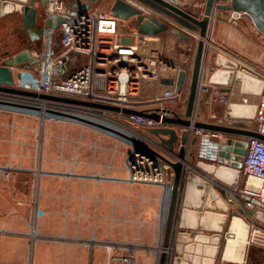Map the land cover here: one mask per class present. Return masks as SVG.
Instances as JSON below:
<instances>
[{
    "label": "crops",
    "instance_id": "1",
    "mask_svg": "<svg viewBox=\"0 0 264 264\" xmlns=\"http://www.w3.org/2000/svg\"><path fill=\"white\" fill-rule=\"evenodd\" d=\"M66 1L67 4L76 2ZM172 1L177 7L188 10L189 3L194 0ZM34 8L37 9V15L45 10L40 1L35 3ZM2 9L3 6L0 7V12ZM154 16L156 18L159 16V20L171 27L177 26L171 18L162 13L156 12ZM228 16L229 14L225 12L216 13L210 23L208 37L204 42L214 54L212 56L208 54V60L212 63L215 55L222 53L235 61L239 67L264 80V66L256 60L255 63L254 60H247L250 59L249 56L248 58L244 56L248 53L251 57H254L253 55L264 57V35L257 30L248 15H244L236 27L228 24ZM36 19L39 23L37 25L43 24L44 19L41 17ZM131 20L125 21V28ZM22 26L20 12L0 15V59H7L30 44L28 37L20 31ZM123 30V32L136 30L134 22L132 29ZM181 31L192 37L194 44L179 42L171 34L167 35V41L162 43L163 33H158L153 35V41L149 42L157 43L155 48L149 49L146 53L141 52L140 42L139 51L143 55L157 51L167 60L185 63L188 77L184 84V93L187 98L186 90L189 86L194 53L185 55L182 51L195 48L197 38L193 34L198 32H189L184 28H181ZM57 39L58 36L55 37L53 44L54 52L60 50ZM36 46L40 51L47 49L44 38ZM179 70L180 68L176 66L165 76L176 82ZM168 87L174 85H162L161 81L153 83L150 87L146 86L145 94L158 93ZM221 87L222 91L228 92L229 103H243L239 83L233 81L230 85ZM258 99L257 96L248 95L247 104H257ZM185 107L186 101L183 109L180 105L170 106L181 116H184ZM226 112L227 105L214 103L207 107L199 102L196 116L198 121L209 122L211 114L225 117ZM2 125L0 167H12L13 173L8 180L0 173V264H107L109 253L112 254L114 251L111 250V246L123 242L136 246L133 251L134 264L154 263L155 254L158 253L156 247L163 241L170 193L163 196L159 186L130 185L126 181L128 172L125 159L130 146H122L107 133L99 131L105 129L47 123L41 142L37 141L39 149L41 148L39 161L36 158L38 129H35L33 119L8 117L3 120ZM255 126L254 122L253 128ZM203 140L205 142H201V145L199 143L191 147L188 157L190 162L194 152L198 158L200 153L206 156L209 153V141L218 139ZM178 147L177 143L176 148ZM36 163L42 173L35 181L38 187L35 196L32 184ZM193 165H187L189 169L180 193L173 225L174 235L171 239L172 252L177 233L180 231L179 222L186 197L187 175L193 171ZM196 174L205 179L206 174L203 172L199 171ZM210 181L212 183L211 179ZM214 185L219 196L225 199L228 195L226 189H222L219 184ZM193 196L198 197L197 193ZM35 199L38 204L36 221L32 207ZM209 233L206 234L211 235L215 232ZM262 249L264 250V247ZM160 254H157L158 258ZM171 254L174 257V254ZM218 258L217 261L221 259ZM263 260L258 259L255 264H263Z\"/></svg>",
    "mask_w": 264,
    "mask_h": 264
},
{
    "label": "built area",
    "instance_id": "2",
    "mask_svg": "<svg viewBox=\"0 0 264 264\" xmlns=\"http://www.w3.org/2000/svg\"><path fill=\"white\" fill-rule=\"evenodd\" d=\"M75 1L74 3L67 4L66 0H46L45 19L50 18L52 22H55L57 15H60L66 17L67 21L61 22L57 29L52 26L45 29L44 39L47 49H42L39 53L35 51L31 52L33 57H40V61L35 67L29 69L12 67L14 73L18 71L20 76L19 78L15 77L14 84L10 87L117 106L120 110L111 111L22 96L4 91H0V103L36 110L42 115L45 113L62 117L71 115L101 124L105 127L109 126L95 121V117L113 122H115L113 116L118 117L120 119L118 125L126 128L128 132L130 131L133 135L132 139L138 141L140 144L134 145L131 142V151L125 162L128 172L126 181L130 185L159 186L163 196H166L168 193H171L174 174L170 164L166 163L159 155L171 161L177 160V156L175 153L169 152L156 139L157 137L155 138L148 133V130L162 127L161 118L163 116H174L172 111L177 113L170 108L171 105H180L183 109L186 95L184 93V86L180 91H177L174 86L165 88L158 93L152 92L150 95H146L145 91L146 86L150 87L153 83H159L163 78H169L165 74L173 71L176 65L172 63V60L162 57L157 51H151L148 55L140 53L139 43L153 41V35L140 34L137 29L119 32L118 24L120 20L113 17L111 13H105L95 8L92 6L93 3L86 10L81 11L72 5L84 3L85 1ZM125 1H132L142 6L145 16L153 15L149 11L156 13L149 6L138 0ZM170 2L174 4L172 0ZM221 2L222 0H215L216 4H220ZM204 5L205 2H202L200 5L194 4L193 7H188V9L198 11V17H202ZM216 10L213 9L209 15L210 23L215 18ZM244 15L247 14L231 10L228 23L236 26ZM57 36L60 50L54 52L53 44ZM208 54L212 56L214 52L205 45V52L198 77L192 122L198 121L196 109L199 102L207 107L212 106L214 103L229 104L228 92L222 91L221 85L210 82V76L215 67L208 60ZM5 60L3 58L0 59V66L5 63ZM36 74L39 76H36ZM43 79L48 80L47 87L40 89ZM34 80L36 82H33ZM27 81L30 82L27 84ZM34 85L37 87H34ZM257 97H259L256 104L257 111L251 129L264 135V87L261 94ZM242 102L248 103V95H243ZM124 108L144 111L146 113H158L160 119L157 121L138 115L126 114L122 112ZM209 119L210 123L218 125H230L232 121L224 116H216L214 114H211ZM254 122L256 126L253 128ZM196 137H202L207 140L218 139L222 142L225 141L226 136L218 132L196 129L191 125L189 128V142L186 144L185 151L187 157H189L190 149L193 146L191 140ZM246 141L248 145L238 185L233 188H228L223 184L219 185L228 192L227 197L224 199L225 205L228 209L236 211L237 216L244 219L250 231L248 245L259 243V245L264 247V222L256 219L254 215L249 213V210H254L255 212L264 214V141L254 137H248ZM38 142L40 143L41 139ZM187 160L182 161L184 176L179 190L177 209L182 185L189 169L187 165L190 163L188 164ZM12 170V167L9 166L0 167V173L6 180L10 179V175L13 173ZM41 173L42 170L39 167L34 171V182ZM251 178L258 183V187L255 189L248 184ZM32 186L35 187L34 189L37 187L35 184H32ZM34 195L36 196V192H34ZM32 207L34 220L36 221L38 213L36 199ZM158 246L157 254H160L159 252L163 248L162 246ZM135 249L136 246L128 242H123L116 246L112 245L111 250L114 251H112V254L109 253L107 264H134L133 251Z\"/></svg>",
    "mask_w": 264,
    "mask_h": 264
},
{
    "label": "water",
    "instance_id": "3",
    "mask_svg": "<svg viewBox=\"0 0 264 264\" xmlns=\"http://www.w3.org/2000/svg\"><path fill=\"white\" fill-rule=\"evenodd\" d=\"M9 1V2H8ZM40 1L42 7L46 6V0H0V7L3 6L0 15H5L14 11L21 13L23 26L20 31L25 34L30 44L22 51L8 57L5 63L0 66V91L9 92L17 95L40 98L64 103H72L89 107L101 108L111 111H119L117 106H109L104 104L81 101L66 97H60L44 93H36L22 89L10 87L14 84L15 77L19 78L20 73H14L12 67L17 69H29L35 67L40 57H33L32 51L39 53V44L44 38V31L49 27L57 29L61 22L67 21L66 17L57 15L55 22L50 18L43 21V24L37 25L36 13L34 8L36 2ZM84 3L72 5L73 7L83 11L90 4L96 3L98 0H83ZM146 4L155 12L171 18L177 25L169 27L166 23L159 20L153 15H144L143 7L132 1L114 0L110 11L111 15L119 20L133 19L134 27L138 33L143 35H157L164 32L166 35H174L177 41L187 43L192 42V37L181 31V28L189 30V32H198L189 79L188 94L186 99V107L184 116L173 112L174 116H163L161 121L162 127L151 128L148 133L157 137L159 142L167 148L169 152L175 153L177 160L171 161L157 153L166 163L170 164L173 170V185L170 193V201L166 217L162 248L163 251L159 257L158 264H227L222 258L217 261L219 254V244L221 241V232L225 225L228 207L218 192L210 186L209 182L199 175L190 171L187 175L186 197L180 217L179 227L176 236V243L173 252L171 239L173 238V225L177 212V202L179 190L184 176V160L186 144L189 142V128L192 125L196 129L218 132L227 138L224 142L211 140L208 143L209 153L204 156L199 154L201 160L197 161L194 168L208 176H213L215 184L222 182L228 188L236 187L239 183L242 163L247 149L246 138L254 137L264 141V135L251 129L252 122L255 119L257 105L244 103H229L225 117L232 120L230 125H218L204 121H194L195 101L197 95L198 77L202 65L203 55L205 52L204 39L209 31V15L213 9L243 12L247 14L253 21L257 30L264 35V0H230L226 4H216L215 0H206L203 8L202 17H198V11L190 9H180L173 3L165 0H138ZM16 2L15 4H12ZM44 13V12H43ZM157 32V33H156ZM59 43V40H56ZM185 55H189V50L182 51ZM172 63L180 68L176 82L170 78H163L162 85H174L177 91H180L188 77L187 65L178 60H172ZM212 65L216 67L210 76V82L219 85H230L233 81L240 84V92L242 95L259 96L264 87V80L257 75L251 73L245 68L229 59L222 53H217L212 61ZM123 113L130 115H138L145 118L159 120L158 113H146L124 108ZM63 116L65 114L62 113ZM78 121L85 122L95 127H99L108 131H114L109 127L91 122L79 117L66 115ZM116 132V131H114ZM117 133V132H116ZM129 139L134 145H140L138 141L129 138L127 135L118 133ZM166 136V137H164ZM205 142L203 138H194L191 140L192 145H201ZM179 147L176 148V144ZM177 149V150H176ZM221 184V183H220ZM197 193L198 197L193 198ZM218 210L219 213L215 212ZM249 213L262 222H264V214L249 210ZM232 215H237L236 211H232ZM214 231V234H206L205 232ZM169 251V257L167 255ZM174 257H172V254ZM219 259V258H218ZM264 264V263H263Z\"/></svg>",
    "mask_w": 264,
    "mask_h": 264
},
{
    "label": "rangeland",
    "instance_id": "4",
    "mask_svg": "<svg viewBox=\"0 0 264 264\" xmlns=\"http://www.w3.org/2000/svg\"><path fill=\"white\" fill-rule=\"evenodd\" d=\"M230 0H222V2L220 4H226V3H229ZM112 2L113 0H98L96 3H93V6L105 13H111L110 11V8H111V5H112ZM202 2H205V0H194L193 2L191 1L189 3V7H193L194 4H198L200 5ZM220 12H225V13H228L230 15L231 13V9H228V10H220V9H217L216 10V13H220ZM216 15V14H215ZM154 16V15H153ZM37 17H41L42 19L45 20V17L46 15L44 13H36V18ZM159 16H157L158 18ZM229 18V16H228ZM41 19V20H42ZM128 20H131V19H128ZM127 20V21H128ZM38 21V19H37ZM126 21V20H125ZM124 20H120L119 21V24H118V30L119 32H123L125 30H130L132 29V20L131 22L128 24V27L125 28L124 27V23H125ZM38 23V22H37ZM39 24V23H38ZM229 24V23H228ZM168 25V24H167ZM230 25V24H229ZM170 27V25H168ZM233 26V25H231ZM236 27V26H235ZM121 28V29H120ZM157 33V32H156ZM163 33L161 36L163 37L162 38V43H164L165 41H167L166 37L167 35L164 34V32H161ZM195 38V37H194ZM42 41V40H41ZM181 42V41H179ZM40 43V42H39ZM192 44H194V40H192L191 42ZM211 43L214 44V42L211 41ZM208 45V44H207ZM157 46V43H149V42H141L140 44V47H141V52H148L149 49H152V48H155ZM254 50V48H252ZM186 50H189L190 51V55L193 54L195 52V48L192 47L191 48H188ZM246 58H249L250 59H247V60H254V63L257 61L259 62L262 66H264L263 64V61H264V57L262 55L258 56V55H253L254 57H251L250 55L245 54L244 55ZM256 60V61H255ZM190 74H191V71H190ZM189 74V76H190ZM36 76H39L38 74H36ZM190 78V77H189ZM47 83H48V80L47 79H43L42 80V84H40V89L43 88V87H47ZM43 92V91H42ZM186 93H188V88L186 90ZM187 99V98H186ZM8 117H21V118H31L35 121V126L36 128L35 129H38L37 131V135H36V158L39 160L40 159V156H39V153L41 154V148L39 149L38 147V140L39 139H42V134H43V131H44V127L47 123H52V124H67V125H75V126H80V127H83V128H86V129H102V128H99V127H95V126H92L90 124H87L85 122H82V121H78L76 119H73L71 117H62V116H57V115H53V114H50V113H45L44 115H42L39 111H36V110H32V109H26V108H22V107H17V106H8L6 104H2L0 103V126L2 125V122L3 120H5L6 118ZM113 119L115 122L113 121H107L105 119H102L100 117H95V121H98V122H101V123H105L107 126L113 128L114 131L116 132H107V130H99L100 132H104V133H107V135H109L110 137L113 138V140H115V142L117 143H121L122 146H130V150H129V153L131 151V141L125 137H123L122 135L118 134V133H121L123 135H127L129 138H133L132 136V133L129 131L126 130V128H123L121 127L119 124L120 122V119L116 116H113ZM118 121V122H116ZM3 126V125H2ZM5 127V126H4ZM7 128V126H6ZM44 135V134H43ZM152 135V134H151ZM154 136V135H153ZM155 137V136H154ZM156 138V137H155ZM41 147H42V143H41ZM128 153V154H129ZM197 156V153L194 152V157H191L193 158L192 161L190 162V159L187 157L186 155V152H185V158L184 160L188 159V163H190L191 165H193L192 162H194L196 164L197 161L201 160V158H196ZM40 161V160H39ZM183 161V160H182ZM125 162H126V159H125ZM37 163L35 164V168H34V171H36V169L40 166H36ZM184 166V165H183ZM195 165H193V172L196 174L197 171L195 168H194ZM40 177V176H39ZM210 179H213L215 180V178L213 176H208L206 177L205 175V180H207L210 184L211 187H213L215 189V185L211 183ZM217 181V180H215ZM223 184L222 182L218 181L216 184ZM33 184L36 185V182H34ZM224 186H226L225 184H223ZM228 187V186H226ZM35 187L32 186V189L34 192H37L38 190V187H36V189H34ZM216 190V189H215ZM224 201V199H223ZM232 211L231 209H228L227 212H225L227 218H226V221L224 222L225 225L223 227V230L221 231V241H220V244H219V254H218V257L219 259L222 258V253H223V250H224V247L226 245V242L228 240V233L230 232V222H231V219H232ZM217 213H219L218 211H215ZM246 224V223H245ZM206 233H209V232H206ZM210 234V233H209ZM163 242V241H162ZM162 242L159 243V246H162ZM158 246V247H159ZM263 246L259 245V243H253V244H249L246 246V251H245V256H244V260L242 263H231V262H227V264H255L256 261H258V259H264V250L262 249ZM156 250H157V247H156ZM157 252V251H156ZM154 255V254H153ZM168 257H169V254H167ZM155 260H154V263L153 264H158L159 263V258L157 257V254H155ZM160 257V255H159ZM135 262V261H134ZM263 263H264V260H263Z\"/></svg>",
    "mask_w": 264,
    "mask_h": 264
},
{
    "label": "bare ground",
    "instance_id": "5",
    "mask_svg": "<svg viewBox=\"0 0 264 264\" xmlns=\"http://www.w3.org/2000/svg\"><path fill=\"white\" fill-rule=\"evenodd\" d=\"M114 1V0H113ZM166 1V0H165ZM169 2V1H168ZM113 3V2H112ZM171 3V2H170ZM180 8V7H179ZM181 9V8H180ZM151 14L156 15L153 11H149ZM197 37V34H193ZM207 37L204 39V41ZM198 41V39H197ZM205 44V42H204ZM30 81H27V84ZM33 82H36L35 80ZM34 87H37L34 85ZM213 181V180H212ZM249 186L252 188H257L258 183L256 180L251 178L248 182ZM230 235L224 247L222 253V259L226 262L231 263H242L245 256L246 246L250 240V231L245 224V221L242 217L234 215L230 222ZM163 251V250H162ZM169 251H167L168 254Z\"/></svg>",
    "mask_w": 264,
    "mask_h": 264
}]
</instances>
